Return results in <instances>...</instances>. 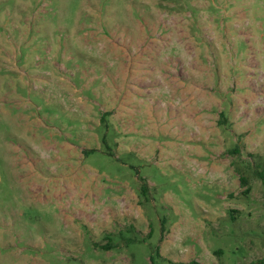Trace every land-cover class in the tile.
<instances>
[{
    "label": "rangeland",
    "instance_id": "rangeland-1",
    "mask_svg": "<svg viewBox=\"0 0 264 264\" xmlns=\"http://www.w3.org/2000/svg\"><path fill=\"white\" fill-rule=\"evenodd\" d=\"M260 173L264 0H0V264L256 263Z\"/></svg>",
    "mask_w": 264,
    "mask_h": 264
},
{
    "label": "trees",
    "instance_id": "trees-1",
    "mask_svg": "<svg viewBox=\"0 0 264 264\" xmlns=\"http://www.w3.org/2000/svg\"><path fill=\"white\" fill-rule=\"evenodd\" d=\"M260 179L263 181L264 183V173H260ZM241 181H242V184L245 185V186H248V181L246 178L244 177H241ZM252 264H264V259L261 260V261H258L256 263H252Z\"/></svg>",
    "mask_w": 264,
    "mask_h": 264
}]
</instances>
